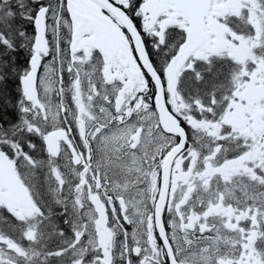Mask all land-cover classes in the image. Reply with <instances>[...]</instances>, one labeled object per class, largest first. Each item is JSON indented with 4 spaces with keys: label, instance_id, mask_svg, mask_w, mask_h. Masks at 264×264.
Listing matches in <instances>:
<instances>
[{
    "label": "snow or ice",
    "instance_id": "6c2138e0",
    "mask_svg": "<svg viewBox=\"0 0 264 264\" xmlns=\"http://www.w3.org/2000/svg\"><path fill=\"white\" fill-rule=\"evenodd\" d=\"M202 3L0 0V46L15 50L13 30L28 40L0 125V264H264V163L231 119L264 104L238 83L264 80V57L237 77L231 57L195 55L215 35ZM121 37L143 89L111 63Z\"/></svg>",
    "mask_w": 264,
    "mask_h": 264
},
{
    "label": "flooded vegetation",
    "instance_id": "af4514ba",
    "mask_svg": "<svg viewBox=\"0 0 264 264\" xmlns=\"http://www.w3.org/2000/svg\"><path fill=\"white\" fill-rule=\"evenodd\" d=\"M239 4V0H203L202 5L197 12V23L205 35L211 32H214L215 35L210 40L203 42L201 48L194 54L205 59H207L209 55H213L214 57L228 56L233 59L232 54L234 53L235 56L240 57L239 60L242 64V71L243 74L246 75L249 74L247 72V61L257 62V69H259L260 64L258 61L264 57V43L262 44L261 50H258V52H256L253 48L252 53H250L251 59L245 56L242 51H239L237 45L245 43L244 36L241 35V33L236 29L237 24H239L240 21L238 16V14H240ZM252 12L256 14L258 13V2L254 5ZM217 17H220V19H217ZM172 18H174V14L169 13L167 19L171 20ZM109 23H111V21H109ZM232 31L233 34H231ZM262 32L264 33V29H262ZM226 33L227 36L225 35ZM89 38L91 37H82L85 42H88L90 40ZM222 38L225 39L223 42L221 41ZM254 38L255 40L257 39V34L255 31ZM233 39H238L239 43L234 44ZM227 40L230 42H227ZM126 53L127 46L123 43V38L121 37L113 51L111 63L113 67L125 70V74L129 76V91L134 89L132 88V81H136L138 83V89L136 90L143 89V78L140 76L139 70L131 60L130 54ZM257 69H253V72L257 71ZM243 88L245 90L249 88H255L259 95H264V92L259 91L260 89L264 88V80H261L259 83L244 81ZM257 112H264V104H253L247 108L239 109L231 114V119L235 122L236 126L239 127L242 133L253 137L254 143H260L264 146V120H260V124L252 123L253 126H251L252 130L250 132L247 125L245 123H241V119H245L250 125V121L248 119L251 116H254ZM73 143H75V141H73ZM64 155L66 156L67 153H64ZM262 155V159H264V153H262ZM254 162L256 165H259L264 163V160L261 162L256 160ZM142 232L143 228L138 224L136 238L140 239L141 244L143 243V239L141 237ZM250 236L254 237L255 233H250ZM108 237H110V233H106V239ZM114 243L115 251L112 253L113 256H115L122 247V243L118 235L115 237ZM221 245L225 246L229 251L231 250V234L223 235V239H221ZM89 246L90 248L92 247L91 245ZM109 247H111V244ZM248 247L251 252L256 251V249L251 247V240L249 241ZM257 247L264 248V243L258 245Z\"/></svg>",
    "mask_w": 264,
    "mask_h": 264
},
{
    "label": "trees",
    "instance_id": "16d2710c",
    "mask_svg": "<svg viewBox=\"0 0 264 264\" xmlns=\"http://www.w3.org/2000/svg\"><path fill=\"white\" fill-rule=\"evenodd\" d=\"M10 39L13 41L15 50L0 46V75L4 77L0 81V125L5 128L14 122L16 115L15 96L18 89L12 69H19L23 65L24 57L28 51V40L23 41L25 47L21 48V38L15 36V30H13V36Z\"/></svg>",
    "mask_w": 264,
    "mask_h": 264
},
{
    "label": "rangeland",
    "instance_id": "374dc122",
    "mask_svg": "<svg viewBox=\"0 0 264 264\" xmlns=\"http://www.w3.org/2000/svg\"><path fill=\"white\" fill-rule=\"evenodd\" d=\"M248 1V7L246 8V17L243 20V22L245 23L244 28H249V26L252 27V31L251 33H249V30L246 32L248 33V35L246 36L244 34V39H245V43H242L241 45H238V49L239 51L247 56V57H251L252 50L253 48L255 49L256 52H258V50H261L262 44L264 43V33L262 32V30L258 27V25H260V19H259V13H251V5L254 6L257 2H255V0H247ZM241 8L244 9V4L243 2L241 3ZM259 12V11H258ZM254 31L257 34V39L255 40L254 38ZM221 41H224V39H221ZM227 42H230L227 40ZM237 77L242 76V71L240 70L239 72H237L235 74ZM238 83L243 85V80H238ZM132 88L134 89H138V83L136 81H132ZM241 123H245L249 129V132L252 130L251 126L247 123V121L245 119H241ZM256 124H260V120L256 121ZM253 126V125H252ZM239 128V127H238ZM255 147L253 151H250L245 159L249 160V161H263V155L262 153V147L260 144L254 143ZM223 239V238H222ZM221 243V241H220Z\"/></svg>",
    "mask_w": 264,
    "mask_h": 264
},
{
    "label": "water",
    "instance_id": "95a60500",
    "mask_svg": "<svg viewBox=\"0 0 264 264\" xmlns=\"http://www.w3.org/2000/svg\"><path fill=\"white\" fill-rule=\"evenodd\" d=\"M107 7L122 21V23H127L126 18L123 16L122 13H120L118 10L113 9L111 6H107ZM157 104H158L160 110L161 109L163 110V102H162L159 95L157 96ZM161 106H162V108H161Z\"/></svg>",
    "mask_w": 264,
    "mask_h": 264
}]
</instances>
